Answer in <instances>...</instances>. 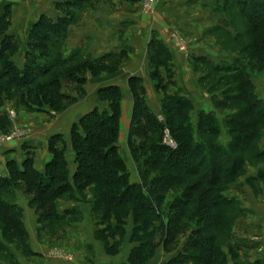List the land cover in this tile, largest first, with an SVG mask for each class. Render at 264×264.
Wrapping results in <instances>:
<instances>
[{"label": "trees", "instance_id": "1", "mask_svg": "<svg viewBox=\"0 0 264 264\" xmlns=\"http://www.w3.org/2000/svg\"><path fill=\"white\" fill-rule=\"evenodd\" d=\"M89 2L55 0L53 7L58 15L53 18L42 13L31 24L23 69L11 59L18 48L19 36L10 31V3L1 10L0 88L12 89L26 109L58 112L68 108L85 95L87 70L95 75L102 71L111 73L126 57L124 49L98 58L84 55L80 50L67 56L62 51L54 53L62 47L70 24L79 18ZM229 5L240 11L251 31L264 33V0H225L222 8L227 9ZM148 52L151 77L157 87L165 90L167 83L173 82L169 51L162 42L152 39ZM241 52L244 56L232 64H210L211 70H226L234 78L223 97L213 96L216 108L242 103V107L224 115V124L234 125L227 128V133H231L228 140L214 137L221 131L216 112L212 110L198 113L194 131L189 116L191 103L178 93H165L162 112L166 120L157 118L144 100L142 79L134 75L128 80L134 103L128 147L138 167L139 181L131 182L116 144L121 90L116 85L103 86L98 97L100 101L106 100L108 106L91 109L71 127L76 167L71 181L60 134L50 138L52 158L43 171L33 166L32 158L25 159L21 165L14 160L7 162L8 173L0 174L3 231L18 235L25 253L32 255L22 210L5 200L3 194L11 195L15 189H22L36 208L39 229H42L50 224L65 226L80 219L77 207L60 211L58 201L63 198L82 201L84 191L90 188L93 197L90 212L99 217L95 235L105 244L108 253L119 246L115 236L123 233L127 217L133 213L130 241L135 245L123 264H144L160 245L166 253L178 251L166 264L224 263L225 257L218 252L215 236L210 231L221 225L223 210L237 203L234 196L224 193L231 184L225 179L243 171L245 153L258 138L254 125L264 124V99L255 94L248 73V70L264 69V36L243 46ZM160 68H165L168 74L167 83ZM10 128L7 113L0 111V130L7 134ZM164 129L171 134L174 146L163 142ZM236 264H264V256Z\"/></svg>", "mask_w": 264, "mask_h": 264}, {"label": "crops", "instance_id": "2", "mask_svg": "<svg viewBox=\"0 0 264 264\" xmlns=\"http://www.w3.org/2000/svg\"><path fill=\"white\" fill-rule=\"evenodd\" d=\"M54 1L0 0V11L8 3L11 5L10 31L16 32L21 42L17 57L19 66L24 63L31 24L42 13L53 18L58 15L53 7ZM224 1L155 0L151 9L146 12L142 8L141 0H92V5L81 10L79 18L68 27L61 49L63 55L80 50L84 55L98 58L123 48L127 50V57L122 59L115 74L108 76L102 73L96 77L87 72L84 85L86 96L77 99L64 111L52 114L48 111L26 113L18 110L10 131L15 124L21 130L20 134L7 142L0 138V174L8 173L7 162L14 160L21 165L28 155L32 157L33 166L43 171L45 164L52 158L48 148L50 138L60 134L64 140L68 179L71 181L76 168L71 127L91 109L106 106L99 101L97 93L103 85L113 84L122 91L117 146L127 165L129 180L137 182L135 166L132 165L125 146L133 108L127 81L134 75L142 79L146 88V101L152 112L159 117L160 97L152 86L147 51L148 43L155 39L162 42L169 51L172 71L175 72L172 87L191 103V117L196 119L200 112H211L210 94L198 81L205 75L202 69L210 68V64H232L239 58L237 49L242 36V31H239L242 17L240 11L234 5H229L227 9L222 8ZM251 83L255 94L264 99V69L251 73ZM13 109L15 110L13 102H6L0 111L10 113ZM1 134L3 132L0 130V136ZM256 146L261 153L259 157L264 158V129ZM246 168V179L257 184L258 189L255 191L248 185L229 189L241 210V216L236 219L232 233L236 248L253 260L264 256V162L257 167L247 165ZM258 174H261L260 178ZM84 197L82 201H58L60 211L77 207L81 213L80 219L64 228L60 239L50 236L48 227L42 232L38 230V215L28 205L22 190H17L12 198H6L5 200L21 208L23 227L28 235L30 248L35 253L26 258L17 252L16 264H123L127 261L131 249L128 242L131 233L130 221L124 225L125 238L119 251L114 254L107 253L105 244L95 235L97 225L90 213L92 197L89 188L84 191ZM161 264H164V260Z\"/></svg>", "mask_w": 264, "mask_h": 264}, {"label": "rangeland", "instance_id": "3", "mask_svg": "<svg viewBox=\"0 0 264 264\" xmlns=\"http://www.w3.org/2000/svg\"><path fill=\"white\" fill-rule=\"evenodd\" d=\"M154 1L155 0H141V4H142L143 10L146 11V12H148V10H150L151 7L153 6ZM90 5H92V0H90V2L85 7H90ZM239 23L241 24V30H239V31H242L241 32V35L242 36H241L240 42L238 44L239 46H238V49H237V54H239V57H243L244 55L241 52L242 47L245 46V45H247L248 43H251L252 41H255V39H257V37L258 38H263L264 33L263 34H257V33H254V31H251L250 26L248 25V23H246V21H245V19L243 17H241V21ZM238 35L240 36V34H238ZM20 43L21 42H20V39H19V42H18V45H17L18 48L16 49V51H14L11 54V59H12V61L15 62V64L19 67V69H23V67L25 65L24 57H23V61H24L23 65L22 66H19L17 64V57H18V54H19V51H20L19 50ZM61 49H62V47L61 48H56V50L54 51V53H56L57 51H61ZM122 49L123 48H121L120 50H122ZM124 50H125L124 51V54L127 57V50L126 49H124ZM147 51H148V48H147ZM149 62H150V60H149ZM149 65H150L149 66V72H150L151 64L149 63ZM117 70H118V68H117ZM260 70H263V69H260ZM260 70H258V69H256V70H248V73H249V76H250V80H251V73H255L256 71H260ZM116 71L111 72V73L102 71L99 75H95V74H92L91 71L87 70V72L91 73L93 76H96V77L102 75V73L109 76V75L115 74ZM160 71L163 74L164 82L167 83V79H168V76L167 75L168 74H167V72H165V68H160ZM171 71H172V64H171ZM87 72L85 73L86 76H87ZM202 72L205 75L203 77H200V79L198 81L200 83V86L207 93L210 94V101L212 102V111H215L216 112V116L218 118L217 125L219 126V131H221L220 133H218L214 137L217 138V139L221 138L222 141H226V140L229 139L230 134H231V133H227V128L228 127H231L232 125L229 126L228 124L227 125L224 124V121H223L224 120L223 119L224 118V115L227 114V112H229L231 110L232 111L233 110H237V108L242 107V103H238L237 105H228L226 108H218V107L216 108V106L214 104V101H213V96H215V97L217 96L216 98H220V97H223L224 96V92H226V90L230 86H232V84H233V79H234L233 78V75L231 73H229L228 71H226V70L225 71L224 70H216L215 71V70H211V68H208V67H205L204 69H202ZM172 74H173V78H174L175 77V72L172 71ZM150 78L152 80V86L154 87L155 92L160 97V99H159L160 110H159V114H158L159 117L156 114L155 115L157 116V118L165 121L166 118H165V116H164V114L162 112V106H163V103L162 102H163V98L165 96V93L166 92H168L170 94L171 93H178V90H173L174 88L172 86L174 85V82L169 83V84L167 83V85H166L167 88L165 90H163L162 88L156 86V82L152 79L151 73H150ZM85 83H86V81H85ZM111 85H113V84H111ZM103 86H106V85H103ZM127 86H128V81H127ZM128 88H129V86H128ZM253 89H255V88L253 87ZM129 90L131 92V89L130 88H129ZM0 93H1L0 96L2 98V100L0 101L1 102L0 103V110H2V107H3V105L6 102H9V103L13 102V104H14L15 110L13 109L10 113H7L8 118H9V121L11 123V126H12V122L13 121L15 123V120H16L15 119V114H16V112L18 110H22V111H24L26 113L27 112H38V111H31V110H28L25 107H23L18 102V96H17V94H15V92H13L12 89L11 90H8V89L6 90V89H4V87H1L0 88ZM131 95H132V92H131ZM85 96H86V91H85V95L83 97H85ZM97 96H98V93H97ZM98 99H99V97H98ZM121 100H122V91H121V97H120V100H119V104L121 103ZM144 100L147 103V101H146V88H145V93H144ZM100 102L101 103L104 102L106 104V106H104V107H107L108 106L106 100H103V101H100ZM132 104H134L133 103V95H132ZM44 106L47 109H50L49 106H47V105H44ZM148 106H149V104H148ZM119 108H120L119 109V125H120V116H121V110H122L121 109V104H120V107ZM149 108H150V106H149ZM66 109H64V110H66ZM64 110H62V111H64ZM191 110H192V108H191ZM58 112H61V111H58ZM58 112H55L53 110H49L48 111V113H52V114H57ZM189 116L191 117V111H190V115ZM196 117H197L196 119L193 118V117H191V119H190V123H191L194 131H196L197 125H198V121H199L198 114H197ZM130 123H131V119H130ZM130 123L128 125V130H129V127H130ZM17 127L18 126H16L14 124V128H12L11 131H9L7 134H5V133H3V135L1 134L0 138L2 139V141H4V142L5 141L6 142L7 141H11L17 135H19L21 130L20 129H17ZM254 127H255V130L257 132V137L258 138L252 144L253 146L250 148V150L245 153V159H244L245 166H244L243 171H241L240 173H237L235 177H227L225 179V182L227 184L231 183L230 184V188L233 187V186H238V185H241V186L248 185V186H250V188L254 189L255 191H256V189H258L257 186H256L257 184L249 182L246 179V177H245V173H246V170H247V168H246L247 165H250L251 167H257V166H259L260 163H263L264 162V158L263 157H259L258 158L259 150H258V148L256 146V142L258 141V139L261 136L262 129H264V124H261V123L259 124L258 123L257 125H254ZM254 127H253V129H254ZM128 130H127V134H128ZM118 133H119V130H118ZM118 133H117V135H118ZM163 133H164V135H163V142L165 144L170 145V146H174L175 145V142H174L171 134L169 133V131L167 129H164ZM220 135H221V137H220ZM118 139H119V135H118L116 144L118 142ZM125 146H126V150L128 151V153H129V155L131 157V161L133 163L132 165L135 166V170H136V174H137V180L139 181L138 170H137L138 167L135 164V161H134V159L132 158V155H131V151L129 150V147H128V135L126 137V145ZM48 148H49V146H48ZM49 152H50V149H49ZM118 152L120 154V151L119 150H118ZM64 154H65V152H64ZM28 158H32V157L28 155V157L26 159H28ZM126 167H127V165H126ZM6 169H7V164H6ZM127 170H128V168H127ZM219 185L223 186L224 184L220 183ZM227 189L224 190V193L227 194L228 196L233 197V195L231 193H229V190H227ZM17 190H22V189H15L12 192L11 195L10 194H7V192H5L3 194V197L5 199L6 198H9L10 199V198H12L14 196V194H15V192ZM89 190H90V188H89ZM90 194H91V197H92L91 190H90ZM25 199L28 200V205L30 207L34 208L35 214H37L36 208L33 205L30 204L29 197H27L25 195ZM63 199H67V198H63ZM237 208H240V205H239L238 201H237V203L235 205L233 204L232 206H230V208H226L225 210H223L222 219L220 221V224L221 225L219 226V228H217V229H215L213 231H210L215 236V239H216V248H217L218 252L221 255L223 254V256L225 257L224 263H221V264H236V263H240V262L242 263V262H245L247 259H249V257L246 254H244L242 252L240 253V251L236 248V246L233 243L234 239H233L232 230H233V228H234V226L236 224L235 223L236 222V219L239 216H241L240 209L237 210ZM90 211H91V206H90ZM92 217H93V219L96 222H98V218L99 217L94 216L93 214H92ZM128 221H130L131 233H132V229H133V213L132 212L127 217V221H126L125 225H127ZM3 225L4 224H3V221H2V216L0 215V264H16L15 254L17 252L22 253L26 258H29L32 255H35V253L32 254V255H28L27 253H25V251L23 249V246H21V244L19 243V237H18V235L15 236V235L7 234L5 231H3V228H4ZM66 226L67 225L63 226L62 224L61 225H58V224H50V225H47L45 228H42V229H39L38 228V230L40 232H42V231H45L46 228L48 227L47 229H50L48 231L49 232L48 234L50 236H54V237L60 239L62 237V233L65 231L64 228ZM39 227H40V224H39ZM131 233L129 235L128 242H130L131 249H132V247L135 245V242H131L130 241ZM124 238H125V227H124L123 233L121 235H118L117 234L115 236V240H117L119 242V246L117 247V249L115 251L109 252V253H111V254L117 253L119 251L120 247H121V244L124 242ZM113 240L114 239L109 238V242L110 243L113 242ZM27 243H28V235H27ZM28 245H29V243H28ZM131 249H130V251H131ZM31 251H32V249H31ZM130 251H129V253H130ZM177 252L178 251H172L170 253H166L163 250L162 246L160 245V246H158L156 248L154 254L144 264H147L148 262H151L152 260H153L152 261L153 264H161V262H163V260H164V264H166L167 260L172 255L177 254ZM129 253H128V256H129ZM165 257L166 258L168 257V258L165 260ZM152 262H151V264H152Z\"/></svg>", "mask_w": 264, "mask_h": 264}]
</instances>
